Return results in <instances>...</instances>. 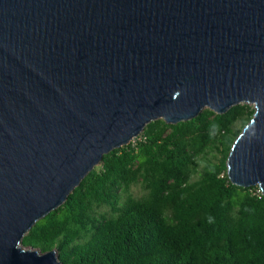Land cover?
Listing matches in <instances>:
<instances>
[{
  "label": "water",
  "instance_id": "1",
  "mask_svg": "<svg viewBox=\"0 0 264 264\" xmlns=\"http://www.w3.org/2000/svg\"><path fill=\"white\" fill-rule=\"evenodd\" d=\"M254 106L227 175L264 195V0H0V264L157 120Z\"/></svg>",
  "mask_w": 264,
  "mask_h": 264
},
{
  "label": "trees",
  "instance_id": "2",
  "mask_svg": "<svg viewBox=\"0 0 264 264\" xmlns=\"http://www.w3.org/2000/svg\"><path fill=\"white\" fill-rule=\"evenodd\" d=\"M254 113L241 104L176 125L151 122L137 145L105 155L23 247L56 250L62 264H264V195L227 175Z\"/></svg>",
  "mask_w": 264,
  "mask_h": 264
},
{
  "label": "rangeland",
  "instance_id": "3",
  "mask_svg": "<svg viewBox=\"0 0 264 264\" xmlns=\"http://www.w3.org/2000/svg\"><path fill=\"white\" fill-rule=\"evenodd\" d=\"M249 106H252V108H254L253 105H249ZM139 140H140V137H137V138L133 139L130 142V144L135 146V145H137ZM131 191L136 198H140L141 196H143L145 194V190L140 185H136V186L132 187ZM100 211H101V213H108L109 214L108 208H102V209H100Z\"/></svg>",
  "mask_w": 264,
  "mask_h": 264
},
{
  "label": "built area",
  "instance_id": "4",
  "mask_svg": "<svg viewBox=\"0 0 264 264\" xmlns=\"http://www.w3.org/2000/svg\"><path fill=\"white\" fill-rule=\"evenodd\" d=\"M256 194H257V195H261V194H262V190H261L259 187H257ZM262 195H263V194H262Z\"/></svg>",
  "mask_w": 264,
  "mask_h": 264
},
{
  "label": "clouds",
  "instance_id": "5",
  "mask_svg": "<svg viewBox=\"0 0 264 264\" xmlns=\"http://www.w3.org/2000/svg\"><path fill=\"white\" fill-rule=\"evenodd\" d=\"M256 187H258V186H256Z\"/></svg>",
  "mask_w": 264,
  "mask_h": 264
}]
</instances>
